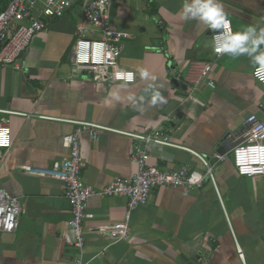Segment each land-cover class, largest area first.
Instances as JSON below:
<instances>
[{"label": "crops", "instance_id": "0c3cea01", "mask_svg": "<svg viewBox=\"0 0 264 264\" xmlns=\"http://www.w3.org/2000/svg\"><path fill=\"white\" fill-rule=\"evenodd\" d=\"M184 0H112L108 21L118 35L119 66L132 71L133 84H122L113 71L102 82L73 72L72 54L83 20L74 8L51 21L13 66L0 68V124L11 131L12 145L0 149V189L19 200L18 229L0 233V264H264V176L240 178L230 148L242 141L249 115L264 122V86L246 55L214 60L212 31L184 21ZM6 0H0V11ZM233 32L250 25L264 28V0H223ZM88 39L98 37L86 29ZM213 61L214 88L193 89L186 80L193 63ZM157 79L162 101L145 98L138 109L122 97L144 95L151 83L138 68ZM102 126L97 141L80 136L84 184L98 192L117 177H131L137 164L129 157L134 142L120 132L161 129L174 145L193 150L213 163L214 186L157 188L146 205L132 212L131 237L113 240L105 229L123 220L127 200L93 197L83 223L84 246L71 239L70 205L58 181L28 173L45 170L68 156L63 142L74 123ZM148 164L170 170L200 169L193 155L172 147L152 146ZM229 221V222H228ZM230 224V227L229 225ZM231 228V229H230ZM236 245L242 251L239 259Z\"/></svg>", "mask_w": 264, "mask_h": 264}, {"label": "built area", "instance_id": "2783aa9c", "mask_svg": "<svg viewBox=\"0 0 264 264\" xmlns=\"http://www.w3.org/2000/svg\"><path fill=\"white\" fill-rule=\"evenodd\" d=\"M6 6L0 11V68L13 66L18 69V61L31 43L44 31L47 25L56 19L66 17L67 13L77 8L83 20L78 25L79 38L73 48L72 68L76 75L90 77L102 82L108 72L113 71L122 84H133L136 76L132 71H122L119 66L121 48L117 45L118 35L108 21V11L112 0H6ZM97 33L98 37L88 39L86 29ZM225 31H232L230 26ZM214 34L211 35V41ZM214 60L222 58L212 47ZM213 61L191 64L186 80L195 89L202 84L214 88ZM134 78L127 80V74ZM254 80L264 86V74L257 75L253 70ZM74 132L64 140L63 146L68 156L54 162L49 169L28 170V173L46 177L62 184L64 195L70 205L71 239L68 246L81 252L84 246L83 223L87 218L88 202L93 197H123L127 208L122 221L105 229V234L113 240H128L131 237L129 220L133 211L146 205L150 194L157 188L190 189L201 188L207 179L219 196L214 179V165L226 161L232 155L233 167L240 178L264 176V122L255 115H249L243 122L242 141L232 146L228 154H213V163L193 150L174 145L161 129L150 132H120L133 142L129 152L132 162L137 164V171L131 177H117L100 191L96 192L84 184L82 170L84 161L81 155L80 136L87 133L91 140L97 141L99 132L108 129L92 123H74ZM12 145L11 131L6 123L0 124V149ZM172 147L183 150L198 159L201 168L187 173L185 169L170 170L148 164L152 146ZM21 207L19 200L0 189V233L12 234L18 229ZM229 222V221H228ZM230 227V224H228ZM231 229V228H230ZM238 257L243 261V254L236 245ZM74 264H81L76 258ZM200 264H208L200 260Z\"/></svg>", "mask_w": 264, "mask_h": 264}, {"label": "clouds", "instance_id": "9594fccd", "mask_svg": "<svg viewBox=\"0 0 264 264\" xmlns=\"http://www.w3.org/2000/svg\"><path fill=\"white\" fill-rule=\"evenodd\" d=\"M179 15L184 21H197L207 27L214 34L213 50L217 54L240 57L246 55L256 69L257 75L264 74V28L250 25L240 31H225L230 26L223 0H184ZM142 80L150 81L143 90L144 95L134 94L122 97L119 92L110 93L114 102L126 101L127 104L138 109L147 98L149 104L155 105L162 101L156 77L145 68H138ZM134 78L133 73L127 74V80ZM126 86V84L124 85Z\"/></svg>", "mask_w": 264, "mask_h": 264}, {"label": "water", "instance_id": "95a60500", "mask_svg": "<svg viewBox=\"0 0 264 264\" xmlns=\"http://www.w3.org/2000/svg\"><path fill=\"white\" fill-rule=\"evenodd\" d=\"M213 33V32H212Z\"/></svg>", "mask_w": 264, "mask_h": 264}]
</instances>
